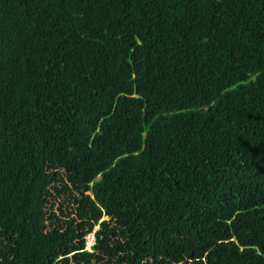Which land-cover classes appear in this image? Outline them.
Masks as SVG:
<instances>
[{"label":"trees","instance_id":"obj_1","mask_svg":"<svg viewBox=\"0 0 264 264\" xmlns=\"http://www.w3.org/2000/svg\"><path fill=\"white\" fill-rule=\"evenodd\" d=\"M0 264H264V0H0Z\"/></svg>","mask_w":264,"mask_h":264},{"label":"rangeland","instance_id":"obj_2","mask_svg":"<svg viewBox=\"0 0 264 264\" xmlns=\"http://www.w3.org/2000/svg\"><path fill=\"white\" fill-rule=\"evenodd\" d=\"M105 219H107L108 217H104ZM86 242H87V247L89 248L90 246H92V244L94 243V234L91 233L87 236V239H86Z\"/></svg>","mask_w":264,"mask_h":264}]
</instances>
